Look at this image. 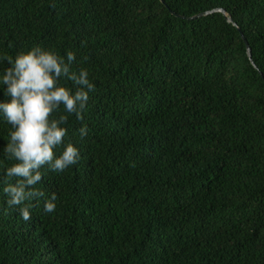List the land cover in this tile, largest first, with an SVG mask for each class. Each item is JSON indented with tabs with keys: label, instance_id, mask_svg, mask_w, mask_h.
Wrapping results in <instances>:
<instances>
[{
	"label": "trees",
	"instance_id": "1",
	"mask_svg": "<svg viewBox=\"0 0 264 264\" xmlns=\"http://www.w3.org/2000/svg\"><path fill=\"white\" fill-rule=\"evenodd\" d=\"M163 1L0 0V69L71 51L96 87L30 220L0 184V264H264V0ZM217 7L257 68L221 13L176 15ZM10 131L0 114V176Z\"/></svg>",
	"mask_w": 264,
	"mask_h": 264
},
{
	"label": "clouds",
	"instance_id": "2",
	"mask_svg": "<svg viewBox=\"0 0 264 264\" xmlns=\"http://www.w3.org/2000/svg\"><path fill=\"white\" fill-rule=\"evenodd\" d=\"M3 60L7 66L0 69V84L7 99L0 100V114L12 126L3 152L12 163L0 176V184L7 204L18 207L22 219L28 221L32 201L45 195L36 188L43 179L41 170L62 172L78 162L77 146L71 141L65 144L68 116L83 120L89 94L96 87L86 68L72 69L76 57L71 51L61 56L55 49L37 45ZM61 106L64 113L57 115ZM78 131L81 138L88 135L86 126ZM56 201L53 192L44 211L54 212Z\"/></svg>",
	"mask_w": 264,
	"mask_h": 264
},
{
	"label": "water",
	"instance_id": "3",
	"mask_svg": "<svg viewBox=\"0 0 264 264\" xmlns=\"http://www.w3.org/2000/svg\"><path fill=\"white\" fill-rule=\"evenodd\" d=\"M161 2L164 3L163 0H161ZM164 4H165V3H164ZM171 12L174 13L173 11H171ZM214 12H219V13H221L226 21H228L229 23H232V24L236 27V29H237V30L239 31V33H240L241 39H242L243 42H244L245 49H246V53H247V56H248L250 62L252 63V65H253L255 68H257L256 65L254 64L252 58H251V49H250V46H249V44H248L246 38L244 37L243 33L240 31V28L236 25L235 22L232 21L231 17L226 13V10H225L224 8H219V7H217V8H213V9H210V10H206V11L200 12V13H198V14H195V15H192V16H187V17L182 16V15H178V14H176V15L179 16V17H181V18H184V19H186V20H193V19H196V18H198V17L205 16V15H208V14H211V13H214ZM174 14H175V13H174ZM258 72H259L260 76L263 78V74H262L259 70H258Z\"/></svg>",
	"mask_w": 264,
	"mask_h": 264
}]
</instances>
